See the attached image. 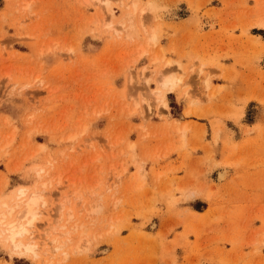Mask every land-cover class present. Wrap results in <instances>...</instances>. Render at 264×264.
<instances>
[{
    "label": "rangeland",
    "instance_id": "374dc122",
    "mask_svg": "<svg viewBox=\"0 0 264 264\" xmlns=\"http://www.w3.org/2000/svg\"><path fill=\"white\" fill-rule=\"evenodd\" d=\"M135 1L0 0V217L38 199L0 264H264V0ZM198 165L241 173L218 237L177 208Z\"/></svg>",
    "mask_w": 264,
    "mask_h": 264
},
{
    "label": "crops",
    "instance_id": "0c3cea01",
    "mask_svg": "<svg viewBox=\"0 0 264 264\" xmlns=\"http://www.w3.org/2000/svg\"><path fill=\"white\" fill-rule=\"evenodd\" d=\"M175 30H179L177 42L179 43L180 47H183L184 43L188 40L185 38V36H188L189 30H191L189 24L187 23H176L174 25ZM170 40H164L163 45L168 48L170 47ZM172 57V56H171ZM175 58V56H173ZM186 109V106H184L182 110V119H177L181 122H192L194 123V127H200L202 129V126L205 125V122H202L201 120L194 119V120H187L191 116H185L184 110ZM195 118L198 116L192 115ZM200 118V117H199ZM203 156L198 160V164H202ZM197 158V157H196ZM199 169L187 172V170L184 172L183 176H180L183 178V183L189 182L191 185V188L188 190L189 198L187 200L182 201L181 204H179L178 209H181L185 211L186 213H189V220L188 221H197L201 219H205L206 222L210 223V227L207 229L208 231L211 230L210 235L213 237L220 236L221 232H224V226H232L233 222H228L225 219V216L228 215L230 217L229 219L232 220V216L229 214L222 215L224 211L221 210V207L218 205V202L222 200L221 198L227 197L224 199V201H229L230 193L236 188V186L239 185V180L237 178L240 176V172H236L234 169L232 171L224 168H221L216 171V175L214 178L210 177L207 167L205 165H198ZM226 172V176L223 180L218 181L217 175ZM238 177H235L237 176ZM186 176V177H185ZM214 197H217V199H213ZM225 201V202H226ZM229 205V204H228ZM228 206L224 207L226 209V212H229L230 210L227 208ZM214 208H218V212L215 211ZM264 213V210L260 211V214ZM224 216V217H220ZM262 219H260L259 222H255L254 224H257V228L260 229L262 227ZM176 220H165L163 221L165 224L169 222H175ZM226 229V228H225ZM174 232L181 233L182 228L178 227ZM174 235H172L173 237ZM191 239V238H190ZM194 241L193 239H191ZM218 248V247H217ZM229 246L226 245V249H228ZM210 250L214 249V252H216V247L213 245ZM264 249V248H263ZM181 249L176 248V253L181 254ZM263 252V250H262ZM180 260V258H179Z\"/></svg>",
    "mask_w": 264,
    "mask_h": 264
},
{
    "label": "bare ground",
    "instance_id": "6f19581e",
    "mask_svg": "<svg viewBox=\"0 0 264 264\" xmlns=\"http://www.w3.org/2000/svg\"><path fill=\"white\" fill-rule=\"evenodd\" d=\"M97 1L99 4H101V6L103 5L104 8L103 7L102 8L105 9V11H107L108 13H111V7L109 4V2L111 0H97ZM126 1H127L128 5L130 3H132V5H134V7L137 4V1H135V0H126ZM149 5H150V3H149ZM148 9L152 10L151 7ZM153 39H155V37H153ZM160 82H161V85L164 89H166L169 85L174 86L173 78H166V80H162ZM155 94H156L158 100L164 101L163 91H158ZM221 178H222V176H221ZM21 194H24L23 190H21ZM37 203H38V199L34 198V197H31V199H27L25 202H23V208L21 209V211L18 215L20 223H4L5 215L3 214L0 217V224L6 228L5 232H9V237H8L9 240L14 242L16 235H20L26 231V228H25L26 225H32L34 223V221L36 220V217H37V211L35 209V206ZM23 220L25 222H22Z\"/></svg>",
    "mask_w": 264,
    "mask_h": 264
}]
</instances>
